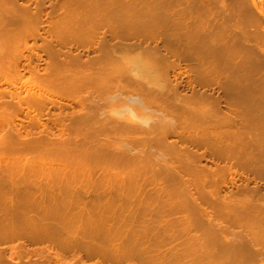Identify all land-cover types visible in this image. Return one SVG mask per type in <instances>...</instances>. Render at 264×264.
Listing matches in <instances>:
<instances>
[{
    "label": "rangeland",
    "instance_id": "obj_1",
    "mask_svg": "<svg viewBox=\"0 0 264 264\" xmlns=\"http://www.w3.org/2000/svg\"><path fill=\"white\" fill-rule=\"evenodd\" d=\"M18 34L30 51L53 44L61 58L80 54L83 61L93 59L102 63L99 66L121 63L123 74L116 82L107 89L89 84L83 96H94L100 119L120 117L123 125L138 128L137 139L147 141L140 155L149 167L155 152L150 145L160 134H165L175 154L164 162L161 179L152 169L141 176L133 167L119 171L127 181H136L131 187H120L112 178L74 179L69 192H77L82 199L85 190L93 189L114 197L95 201L105 205L106 226H112L107 233L98 231L99 221L97 225L72 222L60 215L63 208L49 209L22 198L27 187L45 182L44 175L33 177L28 169L46 157L9 154L1 158L0 187L9 196L15 190L12 187L19 192V197L11 196L17 199L14 202L0 201V234L10 236L0 246L6 248L0 251L7 261L2 258L3 264H29L35 252L51 251L47 242H41L28 244L25 248L31 250L24 252L20 241H15L42 231L29 225L31 218H48L49 231L58 234L63 244L89 231L80 227L81 222L96 234L108 235L107 241L99 243L106 249L85 260L86 264H206L209 259L215 264H264V241L253 243L255 229L244 225L227 230V222L242 219L241 214L243 222L264 217V0H0V57L7 63L25 48L24 42L7 44L10 36ZM28 53L27 62L33 59ZM48 57L43 53L40 68L44 72L40 70L34 80L27 71H22L23 79L17 77L30 81L28 90L21 87L22 95L34 92L35 79L38 83L47 70L53 71ZM11 75L10 79H16L14 72ZM0 89L13 90L11 84H0ZM75 99L71 98L79 100ZM48 117L43 116L45 123ZM187 156L202 160L197 173L208 182L176 188L167 183L166 174ZM102 169V164L95 166L96 178ZM156 188L163 197L161 203L150 198ZM143 195L148 198L144 200ZM169 195L171 199L165 200ZM211 231L221 244L237 247L241 253L235 258L212 257L218 245L209 236ZM246 252H258L256 261L247 259ZM19 253L28 254L27 261H21ZM74 254L78 252L66 257L47 255L39 264L48 260L63 264L61 259L72 264ZM32 260L36 259L32 256Z\"/></svg>",
    "mask_w": 264,
    "mask_h": 264
},
{
    "label": "bare ground",
    "instance_id": "obj_2",
    "mask_svg": "<svg viewBox=\"0 0 264 264\" xmlns=\"http://www.w3.org/2000/svg\"><path fill=\"white\" fill-rule=\"evenodd\" d=\"M7 33L8 30H5L4 35H7ZM7 42V44H19L24 42L25 48L20 55L16 56L15 59L8 63L4 58L0 57V84H11L13 88V90L8 91L6 89H0V159L9 154H33L34 156L46 157V159H43L40 162V165L37 163L38 165L28 169L29 173H33V177L44 175L45 182L40 181L41 183H38L39 185L35 184L33 188L27 187V192L22 198L46 204L49 209L59 210V208H63L61 209L62 214L60 215L68 218L72 222L84 220L88 221L91 225L90 221H94L95 223L99 221V225L96 223L98 231L102 233L109 232L112 226H106L108 220L104 218L106 217L105 205L95 201L96 199H99L97 201H100V198L104 199L106 197H109V199L102 200L110 201L113 200L114 197L110 196L105 191L99 192L98 190L93 189L87 191L85 190V193H83L84 198L82 199L79 194H74L77 192H69V188L73 187L72 184L74 179L85 178L87 180H100L112 178V181L117 182L118 186L121 185L120 187L125 188L127 185L131 187V185H133L136 181H127V176L124 175V177H121L123 174L122 172L119 173V171L124 169L127 170L129 167H133L140 176L143 172L147 171V169H152L158 175L157 178L161 179V177L165 174H162L163 172L161 170L164 162L167 161L168 158L174 156L175 150L167 145L165 134H160L155 137L152 145H150L152 149H155V152L154 154L152 153L153 160L149 167L144 156L140 155L142 152L139 150H142L145 147L147 141L137 139L135 134L139 131L138 128L134 126V124H127L126 121V124L123 125L121 120L119 121L120 117H118L119 119H105L103 117L100 119V114L96 113L98 107L94 96H83L85 88L89 84L98 83L107 89L106 86L108 87L113 82H116V80L121 77L124 70L122 65L119 66L121 64L120 62L119 65L117 64V61L116 64H114V62L110 66H106L105 62L104 65L99 66L102 63L95 60L92 61L93 59L83 61L79 58L80 54L79 56L76 55L77 57L73 56L72 58H61L58 54H56L58 51H56V46L53 44H49L46 48L41 46H39L40 48L35 47L34 50L31 49L30 51L28 42L23 39L21 34L10 36ZM27 52H29L28 54L31 55L37 62H33L32 58L29 59V62H27V55L25 54ZM43 53H45V55H49L48 58L50 60L49 62L53 66V71H50V73L47 70V72H45L46 75H42L43 77L41 78L39 77L40 81L38 83V79L37 81L35 79L36 85H34V92L29 93L28 91V94L24 96V94L22 95L23 91L21 87H26L29 79H33L34 76L38 77L41 71L44 72L43 68L42 70L40 68ZM112 59L113 56L111 60ZM22 71H27L32 78H29L28 76L26 78L29 79L22 80ZM13 72L16 79H10ZM21 76L22 79L19 81L17 77L21 78ZM16 81L17 83L19 82L20 86H17L18 84ZM47 90L52 92H47ZM57 90H60L61 93H58ZM72 97H76V99L79 100L73 102L71 100ZM45 114L50 116L48 117L49 119L46 123L43 119ZM21 116H24L25 119L29 118V121L25 122L26 120L21 118ZM120 116L122 117L121 114ZM93 128H96V130L91 131ZM127 135L129 136L127 137ZM54 157H59L60 159L55 161L53 159ZM191 157L179 159V166L174 169L170 168L172 170L166 174L168 184H171L176 188H186L191 185L195 186L196 184L200 185L208 182L206 181V176H199L197 173V165H199L198 163L202 160H199L197 157L196 159ZM49 159L51 160L49 161ZM69 164H75L76 167L73 166L75 168L72 169L73 167ZM100 164L103 165V173L98 175L99 178H96L97 174H95V166ZM113 172L114 174H111ZM182 174H184L185 178L187 177L186 180L183 178ZM1 187L0 201L4 200L14 202L17 200L16 198L14 199L11 197L12 195H16V197L18 196L17 194L19 192L17 187H12L15 190L13 192L11 191V196H9V194L4 191V188ZM181 192L184 193V195L188 194L183 190ZM143 196L144 200L148 198L147 195ZM160 197L158 188H156L154 194L150 195V198H155L161 203L163 197L162 199ZM170 199L171 195H169V197L165 200ZM185 201L188 205L193 204L191 199L188 197H186ZM75 204H78L76 208H74ZM243 216L244 215L241 214L240 218L243 219ZM242 219H240L241 221L236 220L227 222V224H230L227 227V230H229L230 227L247 225L252 227L253 230L255 229V231H253V240L255 242L253 243L256 245L257 242H263L264 229L261 227L264 223V217L258 219V221L250 222H243ZM27 222L29 225L34 224L35 227L41 228L42 231H33L30 232L32 233L30 234V238L27 237V239H25V237H23L24 239L19 238V240H15L20 241L19 243L24 246H22L24 248V252L26 249L25 246H28V244L40 245L41 242H44V244L47 242V244L52 248L51 251L49 249H42V251L35 252L32 256L36 260L33 262L32 256H30L28 258L30 261L29 264H39L40 262H43V260L46 261L47 255L54 256L55 254L57 256L62 255V257L65 255L66 257V255L72 251L78 252V255L74 254L72 264H86L85 260L91 259L94 254L100 252V249H106L102 248V244H99L101 243L100 241L105 242L109 239L106 238L108 235L99 233L96 234L92 231V229L88 228L89 225L87 223L81 222L80 227L87 228V230L91 231V233L84 230L82 233H79V235L74 236L72 238L73 240L70 241H67V238L62 239L63 237L61 236V240L65 241L66 239L67 241L63 244L59 241L58 234H54V232L49 231L52 227V223L48 218H31L27 219ZM3 234L4 233L0 234V246L5 244L9 240L7 238L10 237V234H7L9 237L4 235L7 238L2 237ZM209 236H212L218 245L217 249H212V257L221 256L222 258L227 255L230 258H235L241 253V250L237 247L221 244L217 233L213 235V232L211 231ZM13 238L15 237L13 236ZM13 247L15 250V245ZM206 247L207 245L201 246L202 249ZM28 249L30 248H27L26 250ZM26 253L23 255H20L19 253L21 261L27 258L26 256L28 254L26 255ZM1 254L2 253L0 252V260L2 262V258H4L5 255L3 254V256ZM258 255V252H246L245 254L246 258H250L253 262L256 261V257ZM16 257L13 258L16 259ZM13 258H11L12 261L14 260ZM64 259H66L65 262H67V258H63V260ZM210 260L212 259H209V262L207 261L206 264L216 263L215 261ZM48 261V264H57L51 260ZM60 261L64 264L62 259ZM6 262H2V264ZM14 262L16 263V261ZM24 263L26 264V262ZM59 264L61 263L59 262ZM67 264H70V262ZM162 264H164V262Z\"/></svg>",
    "mask_w": 264,
    "mask_h": 264
}]
</instances>
